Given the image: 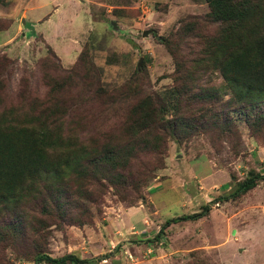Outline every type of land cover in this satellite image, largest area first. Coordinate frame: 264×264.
Returning a JSON list of instances; mask_svg holds the SVG:
<instances>
[{"label": "rangeland", "instance_id": "rangeland-1", "mask_svg": "<svg viewBox=\"0 0 264 264\" xmlns=\"http://www.w3.org/2000/svg\"><path fill=\"white\" fill-rule=\"evenodd\" d=\"M208 12L206 0H0V110L58 105L67 113L50 118L97 146L114 134L125 138L119 131L136 106L167 97L186 70H195V87L217 88L225 104L232 97L225 79L198 62L201 35L217 27ZM257 104L264 111V99ZM244 110L231 109L235 131L209 122L203 132L181 141L167 136L157 151L140 154L127 168L137 190L123 188L120 197L106 181L92 185L101 198L86 202L90 221L28 234L46 254L70 253L86 264H264V180L220 199L250 170L264 174V136ZM205 205L206 215L171 223L155 238L166 219ZM17 247L1 246L0 264H36L26 245Z\"/></svg>", "mask_w": 264, "mask_h": 264}, {"label": "trees", "instance_id": "trees-1", "mask_svg": "<svg viewBox=\"0 0 264 264\" xmlns=\"http://www.w3.org/2000/svg\"><path fill=\"white\" fill-rule=\"evenodd\" d=\"M206 2L207 19L217 27L213 33L201 35L202 58L198 62L218 70L225 79L232 92L225 104H220L223 100L217 88L195 87V70H186L175 78L176 84L167 97L144 98L136 106L129 125L119 131L127 133L125 138L122 133L117 137L114 134L94 143L97 146L84 144L71 133L72 126L65 133V123L50 118L67 113L59 111L58 105L35 113L1 108L0 247L18 248L23 243L36 264H86L89 260L74 254H46L39 240L31 238L28 232L43 236L50 224L90 221L86 202L101 198L92 185L101 187L106 181L119 196L118 191L123 188L137 190L140 181L127 171L132 160L142 153L157 151L167 136L181 141L203 132L209 122L235 131L230 114L235 106L245 107L247 123L256 135L264 136V111L257 108V103L264 99V0ZM55 85L60 87V82ZM184 103H196L201 111L196 114L190 107L183 109ZM90 141L93 143L94 139ZM260 179L264 180V174L250 170L221 201L246 193ZM208 210L205 205L201 211L166 219L155 238L171 223L194 221ZM29 240L31 248L26 243Z\"/></svg>", "mask_w": 264, "mask_h": 264}, {"label": "water", "instance_id": "water-1", "mask_svg": "<svg viewBox=\"0 0 264 264\" xmlns=\"http://www.w3.org/2000/svg\"><path fill=\"white\" fill-rule=\"evenodd\" d=\"M144 34H146V32H144Z\"/></svg>", "mask_w": 264, "mask_h": 264}]
</instances>
